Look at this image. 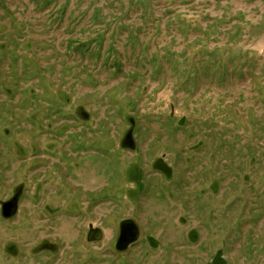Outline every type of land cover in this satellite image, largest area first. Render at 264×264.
<instances>
[{
  "label": "rangeland",
  "instance_id": "374dc122",
  "mask_svg": "<svg viewBox=\"0 0 264 264\" xmlns=\"http://www.w3.org/2000/svg\"><path fill=\"white\" fill-rule=\"evenodd\" d=\"M0 119L26 186L15 218L0 206V264H81L90 221L96 264L125 220L138 249L160 236L146 264L188 230L207 260L224 247L231 264H264V0H0ZM80 144L91 202H29L23 167ZM45 240L57 250L32 256Z\"/></svg>",
  "mask_w": 264,
  "mask_h": 264
},
{
  "label": "flooded vegetation",
  "instance_id": "af4514ba",
  "mask_svg": "<svg viewBox=\"0 0 264 264\" xmlns=\"http://www.w3.org/2000/svg\"><path fill=\"white\" fill-rule=\"evenodd\" d=\"M2 119H0L1 122ZM49 122V120H43V122ZM31 127H43L40 120H29ZM7 133L9 131H6ZM77 138H83L77 136ZM80 143V140H76ZM75 141H71L73 147ZM131 147L130 137L128 136L126 145L123 142V147ZM133 147V146H132ZM131 147V148H132ZM48 148H50L48 146ZM80 150L65 152H52L49 149H45L42 152L36 154H43L44 160H35L29 167H23L29 174V180L31 181V190L29 193V202H91V190L87 189L84 192L83 181L88 178L85 175V167L91 166V145L85 146L80 144L76 147ZM73 149V148H72ZM64 153L65 156H61ZM20 154V153H19ZM75 155V156H72ZM35 158V157H34ZM25 159V158H23ZM18 162V153L13 155L12 152H8L6 156H2L0 153V191L2 192L6 188L8 193L0 199L1 216L4 219L11 220L15 218L18 212L20 202L26 200V186L25 183L19 184L18 179L20 177V169L22 166L13 165ZM163 174L170 176V171L161 166ZM8 175V176H6ZM79 182V183H78ZM10 183V184H7ZM4 194V193H3ZM90 194V197H86ZM15 211L11 216H6L7 213ZM49 210V209H48ZM146 239V245L144 249L142 246L138 249V245L141 244L142 236L139 232L137 222L134 220H125L119 223L118 230L110 236L111 246L98 249L99 252H94L96 255V264H105L104 260H107V264H146L144 262L145 257L151 253L157 254L159 250L160 236L155 237L157 233H150ZM178 240H174L178 235L173 237V241L169 242V251L165 253L168 257V262H155V264H231L229 257L225 255V248L221 247L219 250L211 255L209 260L207 257L206 242L202 241V237L199 231H182ZM78 243L80 244V253L85 254L81 260V264H91V243L100 242L103 239V232L99 228H94L91 221L88 223L84 230H80L78 236ZM158 239V240H157ZM195 244L200 249L198 252H191V246ZM249 249V248H248ZM15 253L9 251L8 248H4L3 252L7 258L11 257L17 260V256L21 254L19 246L14 249ZM56 245H52L45 240L39 243L34 250H31L32 256L36 254H45L43 252L56 251ZM228 250V249H227ZM110 255L108 258L103 255ZM43 256V257H44ZM178 257H182L177 260ZM41 258L37 257V261ZM19 262V260H18ZM13 264H19V263ZM35 264H49L48 262H38Z\"/></svg>",
  "mask_w": 264,
  "mask_h": 264
},
{
  "label": "water",
  "instance_id": "95a60500",
  "mask_svg": "<svg viewBox=\"0 0 264 264\" xmlns=\"http://www.w3.org/2000/svg\"><path fill=\"white\" fill-rule=\"evenodd\" d=\"M6 208H8V210L10 211V213H7V214H6L7 217L13 215V214L15 213V211H16V210L11 211V210L9 209V205H7Z\"/></svg>",
  "mask_w": 264,
  "mask_h": 264
}]
</instances>
